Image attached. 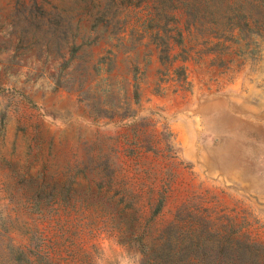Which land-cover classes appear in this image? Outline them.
<instances>
[{
    "label": "rangeland",
    "instance_id": "374dc122",
    "mask_svg": "<svg viewBox=\"0 0 264 264\" xmlns=\"http://www.w3.org/2000/svg\"><path fill=\"white\" fill-rule=\"evenodd\" d=\"M213 2L0 0V264H142L175 222L264 264V28Z\"/></svg>",
    "mask_w": 264,
    "mask_h": 264
},
{
    "label": "trees",
    "instance_id": "16d2710c",
    "mask_svg": "<svg viewBox=\"0 0 264 264\" xmlns=\"http://www.w3.org/2000/svg\"><path fill=\"white\" fill-rule=\"evenodd\" d=\"M158 1H160V7L156 6L155 9H150L151 21L156 20L157 11L160 10L166 14L165 24L167 25L171 23L176 25L181 22V19H179L176 14L179 12L181 16H184V21H186L188 25H200L211 30L217 27L218 23L212 17L215 5V2H213L214 0ZM247 1H249V4H251L253 8L256 7L258 9V7L264 6V0H241L238 2L239 6L237 11H235L234 3L236 2L227 0V8L233 13L228 19L229 24H233V28L237 27L240 32H242L243 27H246L248 30H253V27L257 26L264 28V25L258 19L247 15L245 11ZM191 16L192 21H190ZM237 20L241 21L239 22ZM162 40L164 44L168 45L167 35L166 38ZM203 230L204 229L196 228L191 224L181 225L179 222H175L168 230L163 232V244L160 250L156 249L154 246L146 245V251L142 252V264H216V261L220 262V257L225 255V251H216L214 245L210 247V251H206L205 248H207V246H204L205 242L203 243L206 238H215L216 231L213 227H209L205 231L208 233V236H203L201 235ZM217 242L218 244H223L222 240L219 241L218 239ZM211 252L217 253L219 258L212 259Z\"/></svg>",
    "mask_w": 264,
    "mask_h": 264
}]
</instances>
